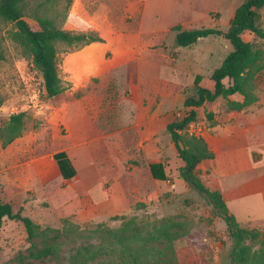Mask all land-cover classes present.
<instances>
[{"label": "rangeland", "instance_id": "rangeland-1", "mask_svg": "<svg viewBox=\"0 0 264 264\" xmlns=\"http://www.w3.org/2000/svg\"><path fill=\"white\" fill-rule=\"evenodd\" d=\"M242 3L243 0H27L25 19L34 28L37 16H47L62 30L98 34L104 39L103 43L81 49L58 44L65 91L55 98L48 97L31 54L13 40L14 24L1 20L0 130L9 124L12 114L25 112L26 117L17 139L7 146L0 141V199L44 229H62L65 219L86 231L99 224L119 229L132 218L148 229L167 221L179 222L184 237L176 243L178 264H231L228 227L206 196L181 178L182 159L165 127L191 110L185 100L196 95L198 76L202 77V87L214 90L212 75L233 50L225 34ZM258 13L259 26L264 29V8ZM176 26L189 31L216 28L223 34L181 48L175 41ZM243 38L264 49V42L252 34L246 33ZM137 96L141 97L138 103ZM156 105V118L152 120L149 107ZM208 110L224 120L230 111L228 100L219 98L197 108L199 119L191 125L190 133L200 134V127L204 128L201 121L209 122ZM82 117L93 127L92 137L121 134L87 144L94 158L105 159L106 166H113L111 170L106 167L108 178L103 190L119 178L120 186L130 194L128 209L107 218H89L86 214L78 219L64 208L69 183L61 176L56 156L72 144L70 133L79 130L77 124ZM138 122L143 124L142 131L135 127ZM145 131H151L158 140L142 138L140 133ZM160 160L176 174L163 182L150 181L148 167ZM201 178L206 185L205 173ZM241 226L264 232L262 228ZM87 240L97 242L89 236L76 246L89 244ZM28 247L24 226L17 221L6 222L0 231V264L9 263ZM73 247L72 243L64 247L57 264H68L77 248Z\"/></svg>", "mask_w": 264, "mask_h": 264}, {"label": "trees", "instance_id": "trees-1", "mask_svg": "<svg viewBox=\"0 0 264 264\" xmlns=\"http://www.w3.org/2000/svg\"><path fill=\"white\" fill-rule=\"evenodd\" d=\"M27 0H0V21L15 26L13 40L23 46L32 56L35 67L41 72L44 87L49 98L64 93L59 69L58 44L81 49L93 43H103L98 34H74L56 26L55 21L47 16H37L34 28L25 19ZM264 8V0H243L236 9L230 28L225 38L231 43L233 50L217 68L212 80L214 90L200 85L201 76L195 81L196 95L185 100V106L192 108L182 119H176L167 126V133L184 162L179 170L181 178L201 194H204L214 211L225 221L232 240L231 264H264V232L247 229L241 226L236 217L230 213L223 194L210 190L203 182L202 165L215 158L207 141L202 136L190 133L192 124L198 122L196 108L207 103H214L219 98L228 100V107L233 111H243L258 102L257 81L264 73V49L244 40L246 33L264 42V29L259 26L258 10ZM176 31V44L186 48L199 40L210 36L222 35L216 28ZM228 80V84L225 81ZM233 95L242 96V101H232ZM2 101L0 100V107ZM25 112L12 114L9 124L0 130V141L3 146L11 144L24 129ZM211 125L215 124L214 113L207 115ZM62 175L66 179L75 176V170L65 152L56 156ZM154 177L165 181L167 176L162 163L152 166ZM207 169L205 173H208ZM117 219V218H115ZM8 221L20 222L26 232L29 247L20 252L6 264H57L61 260L64 247L94 237L97 242L80 244L72 248L68 264H178L176 243L184 237L183 225L179 222L167 221L160 226L144 228L134 218L123 223L119 229H110L98 225L91 231L82 230L79 225L64 220L62 229L46 227L35 223L22 211L15 212L10 203L0 199V231ZM96 237V238H95Z\"/></svg>", "mask_w": 264, "mask_h": 264}, {"label": "crops", "instance_id": "crops-1", "mask_svg": "<svg viewBox=\"0 0 264 264\" xmlns=\"http://www.w3.org/2000/svg\"><path fill=\"white\" fill-rule=\"evenodd\" d=\"M257 86L258 102L243 111L230 110L222 120L216 112L208 110L206 115L213 112L215 124L211 125L202 120L201 125L204 128L200 127L198 136L207 141L215 155L214 159L202 165L203 173L209 170L205 173L206 186L223 194L230 213L241 225L264 229V73L258 77ZM139 98L141 97L137 96V103ZM242 99L240 95L230 97L232 101L239 102ZM157 107H149L152 120L156 118L153 112L157 111ZM170 123L166 124L165 129ZM142 125L138 122L135 127L142 131ZM77 128L78 131L70 133L72 144L60 151L65 152L75 170V176L71 179L64 178L61 173L63 180L69 183L64 199L66 212L75 214L78 219L86 214L89 218H107L123 212L130 205L129 191L120 186L119 178L103 190V182L108 178L106 167L111 170L113 166H106L105 159L94 158L87 146L91 141H106L121 134L109 133L92 137L90 133L94 129L83 117ZM144 133H140L142 138L157 139L151 131ZM78 147L80 149L76 150ZM159 163L163 164L167 178L176 174L164 161L160 160ZM153 164L156 163L152 162L148 167L149 180L163 182L154 177L151 167ZM179 166H184V162L180 161Z\"/></svg>", "mask_w": 264, "mask_h": 264}]
</instances>
